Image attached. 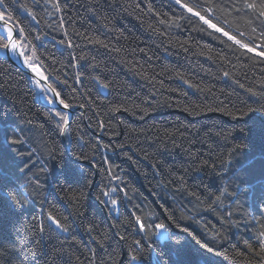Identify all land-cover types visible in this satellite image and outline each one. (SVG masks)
Segmentation results:
<instances>
[{
	"label": "snow or ice",
	"instance_id": "obj_1",
	"mask_svg": "<svg viewBox=\"0 0 264 264\" xmlns=\"http://www.w3.org/2000/svg\"><path fill=\"white\" fill-rule=\"evenodd\" d=\"M71 7V0H32L30 5L21 3L20 0H0V54H2L0 59L13 65L18 60L23 65L25 72L21 79L26 80L31 86L30 91H39L46 103L51 106L48 118L54 121V131L59 135L71 137L73 108L83 110L81 116L91 111L93 116L100 117L97 126L103 130L112 127V121L117 114L129 113L143 120L159 108L180 106L179 97L187 98L189 93L179 87H172L168 83L172 80L183 83L188 89L205 93L206 100L209 97L215 99L214 85L193 81L180 69L163 67L157 70L151 63H147L146 66L135 59L126 60L123 56L121 62L128 64L129 69L136 76L149 84L150 89L148 94L142 97L138 93L136 98L130 93L121 94L120 85L109 78L110 69L102 56L104 53L120 54L124 49L101 38L99 32L90 33L87 30L81 32L75 28L70 32L69 23L72 21L68 10ZM109 7L112 5L109 4ZM123 7L129 14H133L138 9L143 11L139 3L135 5L126 3ZM146 7V15L150 14L154 21L148 23V30L160 39V46L165 53L174 47L188 53L193 46L190 41L174 42L172 32L174 29H181L185 23L194 24L195 31L219 40L228 49L227 53H216V60L220 64L217 78L225 82L231 81L250 97L264 99V80L261 81L259 89L246 87L237 77V73L232 70L235 65L231 59L238 54L247 62H251L252 67L257 64L264 65V0H161L159 8L155 6V0H147ZM87 11L99 21L100 29L108 32L114 30V18L103 14L101 5L93 6V0H89ZM21 12L23 16L20 15ZM52 33H59L60 38ZM49 45L57 51L63 49L60 52L61 56L67 52L66 61L51 54ZM100 49H103L104 53H101ZM135 51L133 49V54ZM139 52L146 54L144 48H140ZM199 55L213 60V56L203 50ZM151 59L152 57H148L149 61ZM224 65H230L231 68L225 69ZM245 67H248L247 63ZM86 82L110 94L115 91L118 95L114 99H109L101 97L100 91H97L94 97L92 88L86 87ZM15 86L14 78L0 69V91H8ZM172 93H176L177 96H172ZM219 103L223 104L222 101ZM255 103L258 106L244 105L236 108L235 111L207 103L191 105L185 103L182 110L190 115H199L204 111H222L234 120L243 122L254 113L264 116V104L259 100ZM56 105L60 107L57 108ZM13 109H15L16 123L11 127H8V120L12 117V110L0 112V125H3L0 128V135L3 136V145L8 153V155L0 153V206L7 205L17 212L23 211L27 206L33 208L38 206L39 211L23 234L13 227L9 235H0V264H40L38 257L45 258L44 264H58L60 258L68 253L65 243L68 241L75 244L82 243L77 239L76 234L81 227H84V231L88 233L89 243H95L103 248L110 237L105 232H97L98 226L94 220L88 219L85 208V190L93 183L91 177L85 174V162H88V166L92 168L96 167L95 163L90 161L87 153L81 151L74 159L84 173V183L77 186L61 181L55 184V197L49 199L48 195L41 196V193L47 190L45 185L51 175L53 162L57 166H62L65 154L55 144L51 148L44 144L47 158H42L38 171H33L37 168V161L33 157L40 149L29 147L30 138L21 126L24 123L31 125L32 121L26 120V114L16 108L15 99ZM120 123L122 124L123 121ZM241 125L239 134L247 137L249 129L243 123ZM88 127L91 125L89 124ZM181 128H184V131ZM186 130V125L173 129L165 128L162 136H155L161 148L167 149L171 144L172 148L184 152L189 160V167L183 168V174L178 175L173 171L171 178L161 183L164 186L175 185L176 191L187 193L198 204L207 200L209 209L223 203V200L229 197L238 199L240 193L251 194L256 202V209L262 210L264 214V143L261 144L258 154L250 156L245 165L236 168L234 161L245 156V150L249 147L247 143H236L224 154L202 158L201 153L192 150L195 141L185 136ZM151 131L152 128L141 129L140 134ZM112 134L119 135L115 131ZM76 140L81 148L85 146L83 134H78ZM91 147L93 151H98L101 148L107 150L112 145L97 140ZM124 147L123 143L115 145L118 149ZM124 155L132 159L127 152ZM41 156L43 157V153ZM144 158H148V153H144ZM105 164L108 166L102 171L107 173L109 184L100 188L97 200L102 206L107 207L109 212H116L122 206L123 200L130 198L124 188L111 184V181L121 179L116 172L119 166L112 165L107 159ZM153 167L156 168L157 165L153 164ZM189 172L207 173L227 182L214 191H208L205 196L202 192L189 190L186 181ZM236 180L240 182L233 188ZM120 193H123V197L119 195ZM61 201H67L72 211L64 214L57 207V203ZM160 207L163 212L159 215L153 213L144 216L137 212L130 213L127 223L141 234V238L133 239L128 245L127 264H206L197 252L207 257H220L225 254L220 241L226 238L221 233L217 232L211 239H202L191 230L190 225L178 219L175 213H169L163 205ZM232 216V212H227L222 222L230 223L233 227L237 226ZM78 218L81 221L79 224ZM184 219L191 223H199L193 215H188ZM85 220H87L86 226L83 224ZM253 220L255 225H258V227L254 226L255 243L245 240L243 243L246 252L237 250L236 255L244 258L250 253L255 258L256 264H264V220H257L255 217ZM94 232L97 234L92 235ZM45 236L48 237V242L45 241ZM116 236L119 241L127 243V236L119 232ZM186 238L194 242L196 251L185 247ZM169 247L174 256L165 253L164 249ZM232 248L237 249V245H232ZM89 251L93 253L89 264H95V252L92 249ZM115 255L119 256L120 252L116 251ZM75 260L78 264H83L79 256H76ZM112 264H116L115 259H112ZM247 264H251V260H248Z\"/></svg>",
	"mask_w": 264,
	"mask_h": 264
},
{
	"label": "trees",
	"instance_id": "obj_2",
	"mask_svg": "<svg viewBox=\"0 0 264 264\" xmlns=\"http://www.w3.org/2000/svg\"><path fill=\"white\" fill-rule=\"evenodd\" d=\"M20 2L30 5L32 0H20ZM160 2L161 0H155L157 8L160 7ZM88 3L89 0H71L72 7L68 10V14L71 16L72 22L69 23V30L71 32L75 28L81 32L86 30L90 33L99 32L101 38L109 40L114 46L124 49L120 54L104 53L103 49L99 50L104 53L102 59L110 69L109 78L120 85L121 94L127 95L130 93L133 98H136L138 93L142 97L146 96L150 89L147 82L141 80L129 69L128 64L121 62L123 56L126 60L135 59L146 66L147 63H151L157 70L163 67L180 69L193 81H203L205 85H214L215 99L209 97L206 100L205 93L188 89L183 83L172 80L168 82L172 87H179L189 93L187 98L179 97L180 106L159 108L143 120L129 113L117 114L112 121V127L103 130L97 126V120L100 117L93 116L91 111H87L84 116H81L83 110L73 108L75 111L72 115L71 137L65 136L66 146L68 147V151H65L62 136L54 131V121L48 118L50 108L36 102V90L30 91L31 86L27 84L26 80L21 79L24 73L19 68L0 59V69L9 73L16 81L14 88L8 91H0V112L12 110L8 127L13 126L16 123L15 109H13V100L15 99L16 108L26 114V120L32 121L31 125L24 123L21 126L30 138L29 147L40 149L33 157L37 161V168L33 171H38L40 160L47 158V150L44 149V144H47L49 148L55 144L65 154L62 166H57L53 162L51 175L47 185H45L47 190L42 192L41 196L48 195L49 199L55 197V184L61 181L77 186L84 183V173L81 172L74 159L75 155L81 151L87 153L90 161L96 165L92 168L88 166V162H85V174L90 176L93 181L92 186L85 190V208L88 219L94 220L98 226L97 232L107 233L110 239L101 248L95 243H89V235L84 231V227H81L76 234L77 239L82 243L75 244L71 241L65 243L64 246L68 248V253L60 258L58 264H78L75 260L76 256L80 257L83 264H89L93 254L89 249L95 252V264H112V259H115L116 264H127L128 245L131 244L133 239L141 238V234L127 223L130 213L137 212V214L144 216L153 213L159 215L163 212L161 205L167 208L169 213H175L176 217L181 219L184 224L190 225L191 230L198 237L211 239L219 232L226 238L220 241L223 244L225 253L220 257H207L197 252V255L206 264H247L248 260H251V264H256L255 258L250 253L244 258L236 255L237 250L246 252L243 243L245 240L255 243L254 226L258 227V225H255L253 217L257 220H264V214H262V210L256 209V202L252 195L240 193L238 199L229 197L224 199L223 203L214 205L209 209L207 200L198 204L187 193L176 191L175 185L164 186L161 181L170 179L173 171L177 172L178 175L183 174V168L189 167V160L184 152L172 148L171 144L168 145L167 149L161 148L159 141L155 140V136H162L165 128L173 129L186 125L185 136L195 141L192 150L201 153L202 158L224 154L236 143H247L249 147L245 150V156L234 161L235 167L240 168L246 164L250 156L258 154L261 144L264 143V116L254 113L243 122H238L222 111H204L199 115H190L182 110V106L185 103L190 105L207 103L214 107L223 106L230 111H235L236 108L244 105L256 107L258 106L255 103L257 100L264 104V99L250 97L248 93L231 81L225 82L217 78L220 72V64L216 60V53H227L228 49L219 40L213 39L205 33L195 31L196 26L194 24L185 23L181 29H174L172 32L174 42L188 40L193 45L191 50L185 53L178 47H174L168 53H165L160 46V39L148 30V23L154 21L151 19L150 14L146 15L147 0H115V3H113V0H93V6L96 4L101 5L102 13L114 18V30L111 32L98 27L99 21L87 11ZM126 3L133 5L139 3L143 11L138 9L133 14H129L124 11L123 6ZM109 4L112 7H109ZM20 15L23 16V12ZM52 35L60 38L59 33H52ZM77 42L80 41L77 40ZM57 48L59 49V45H57ZM140 48H144L146 54L140 53ZM133 49L136 50L134 54ZM49 50L58 59L66 61L67 52H64V56L60 55L63 49L57 51L49 45ZM201 50L206 54H211L213 60H208L205 56L199 55ZM209 50H211L210 53ZM93 54H95V50H93ZM148 57H152L151 61L148 60ZM231 59L235 65L232 70L237 73L240 81L246 87L259 89L261 81L264 80V71H262L264 65L257 64L252 67L251 62H247L244 57L238 54L232 56ZM246 63L248 67H245ZM224 68L230 69L231 66L224 65ZM86 87L92 88L94 97L97 91H100L101 97H108L109 99H114L118 95L115 91L110 94L108 91L98 89L96 85L89 82H86ZM165 94L167 95V93ZM171 95L177 96L176 93ZM220 101L223 102L222 105H220ZM120 121H123V123L121 124ZM241 123L249 129L247 137H242L239 134ZM89 124L91 127H88ZM154 125L155 128H153ZM2 127L3 125H0V128ZM149 128H152L151 132L140 134L141 129ZM181 130L184 131V128H181ZM113 131L118 132L119 135H113ZM78 134L84 135L86 144L83 148L77 143L76 137ZM97 140L104 144L110 143L112 147L107 150L101 148L98 151H93L91 145ZM118 143L125 144V147L123 149L115 148ZM125 152L132 159H128L124 155ZM0 153L8 155L7 149L3 145L2 135H0ZM41 153H43V157ZM144 153H148L147 159L144 158ZM105 159L112 165L119 166L116 172L121 179L119 181L113 180L111 184L124 188L130 198L124 199L122 206L116 212H109L108 208L103 206L104 211L97 200V196L100 195V188L109 184L107 173L102 171L108 166L105 164ZM153 164H156L157 167L154 168ZM186 181L190 191H199L205 196L208 191H214L215 188L227 182L207 173L192 172L186 175ZM239 182V180L234 181L233 188ZM119 195L123 197V193ZM57 207L64 214L72 211L67 201L57 203ZM38 211V206L35 208L27 206L19 212L14 211L7 205L0 206V235H9L13 227L19 229L23 234ZM229 211L233 213L232 219L237 222L235 227L231 226L230 223L222 222V218ZM188 215L195 216L199 223H191L184 219ZM77 223H81L79 218ZM83 224L86 226L87 220L83 221ZM97 232L92 233V235H96ZM117 232L127 236V243L119 241L116 236ZM45 241L48 242L47 236H45ZM52 243L58 242L52 241ZM234 244L237 245V249L232 248ZM185 247L196 251L194 242L190 238L185 239ZM47 250L45 249V251ZM116 251L120 252L119 256L115 255ZM164 251L167 255L174 256L170 247L165 248ZM110 254H112V259H110ZM38 259L40 264H44V257H38Z\"/></svg>",
	"mask_w": 264,
	"mask_h": 264
},
{
	"label": "water",
	"instance_id": "obj_3",
	"mask_svg": "<svg viewBox=\"0 0 264 264\" xmlns=\"http://www.w3.org/2000/svg\"><path fill=\"white\" fill-rule=\"evenodd\" d=\"M0 55H2V54H0ZM14 66H16L17 68H19L23 73L25 72V69L23 68V66H22L21 64H19L17 61H16V63L14 64ZM35 100H36L37 103H39V104H41V105L47 106V107H49V108L51 107V106L48 105L45 101L39 99V97H38V95H37V92H36ZM56 107L59 108L60 106H59V105H56ZM74 111H75V110L72 109V115H73ZM62 139H63V145L65 146L66 150L68 151V147L66 146V143H65V136H62ZM87 164H88V163H87ZM101 207H102V209L104 210V207H103V206H101ZM104 211H105V210H104ZM105 214H106V212H105Z\"/></svg>",
	"mask_w": 264,
	"mask_h": 264
},
{
	"label": "bare ground",
	"instance_id": "obj_4",
	"mask_svg": "<svg viewBox=\"0 0 264 264\" xmlns=\"http://www.w3.org/2000/svg\"><path fill=\"white\" fill-rule=\"evenodd\" d=\"M17 62H18L19 64H21L18 60H17ZM21 65H22V64H21ZM22 66H23V65H22ZM23 68H24V67H23ZM36 92H37V95H38L39 99L45 101L43 95H42L39 91H36ZM45 102H46V101H45ZM65 143H66V141H65Z\"/></svg>",
	"mask_w": 264,
	"mask_h": 264
}]
</instances>
